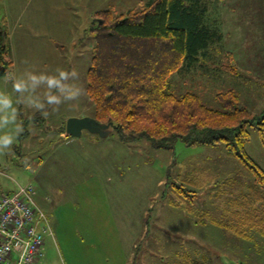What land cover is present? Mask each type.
<instances>
[{
	"label": "rangeland",
	"instance_id": "rangeland-1",
	"mask_svg": "<svg viewBox=\"0 0 264 264\" xmlns=\"http://www.w3.org/2000/svg\"><path fill=\"white\" fill-rule=\"evenodd\" d=\"M141 1L148 0H0V19L10 33L12 71L30 65L50 72L76 69L84 89L78 101L55 112L49 109L46 119L17 105L25 131L0 155V195L13 194L18 184L37 185L36 199L54 233L46 238L40 264H264V239L257 232L250 240L241 239L211 221L224 218V210L252 181L224 144L188 146L179 140L174 149H157L148 139L120 141L116 129L106 137L85 130L75 138L82 145L76 149L79 156L56 130L70 117L94 114L87 74L96 13L120 14ZM211 6L223 23L221 46L227 54L209 50L193 71L185 68L171 75L169 89L176 94L194 91L216 109H224L218 91L233 90L240 106L262 115L264 0H218ZM0 88L12 91L4 76ZM250 133L246 150L264 169V141L256 126ZM64 152L74 153L83 169L75 170L69 161L54 164ZM188 173L199 182L192 212L173 204L179 202L173 184ZM86 215L106 226L91 228L94 239L83 241L79 226ZM111 222L117 224L120 243L111 241L105 229Z\"/></svg>",
	"mask_w": 264,
	"mask_h": 264
},
{
	"label": "trees",
	"instance_id": "trees-1",
	"mask_svg": "<svg viewBox=\"0 0 264 264\" xmlns=\"http://www.w3.org/2000/svg\"><path fill=\"white\" fill-rule=\"evenodd\" d=\"M209 7L207 0H148L120 14L97 12L87 74L92 116L100 122L112 119L122 141L148 139L157 149H174L179 140L188 146L224 144L252 181L224 210V218L211 221L241 239H252L253 232L264 239V169L246 150L251 126L264 141V113L257 116L240 106L233 90L218 91L216 98L224 109H216L194 91L176 94L169 89L171 75L185 68L193 71L201 55L222 49H213L223 35L206 20ZM13 65L10 33L0 19V77ZM56 130L66 132V122ZM193 176L182 175V182L173 184L179 201L173 204L189 212L195 210L194 187H199Z\"/></svg>",
	"mask_w": 264,
	"mask_h": 264
},
{
	"label": "clouds",
	"instance_id": "clouds-1",
	"mask_svg": "<svg viewBox=\"0 0 264 264\" xmlns=\"http://www.w3.org/2000/svg\"><path fill=\"white\" fill-rule=\"evenodd\" d=\"M78 80L79 73L76 69L66 70L60 67L50 72L47 68L39 69L30 65L22 71L7 72L4 82L11 84L12 91L10 93L5 88H0V155L12 149L15 140L25 131L23 123L18 121L17 105L39 112L46 119L49 109L55 112L60 105L79 100L84 89ZM24 163L26 167H31L27 160ZM5 251L6 249H0V255Z\"/></svg>",
	"mask_w": 264,
	"mask_h": 264
},
{
	"label": "built area",
	"instance_id": "built-area-1",
	"mask_svg": "<svg viewBox=\"0 0 264 264\" xmlns=\"http://www.w3.org/2000/svg\"><path fill=\"white\" fill-rule=\"evenodd\" d=\"M33 183L18 184L13 194L0 195V264H35L53 228L36 199Z\"/></svg>",
	"mask_w": 264,
	"mask_h": 264
},
{
	"label": "crops",
	"instance_id": "crops-1",
	"mask_svg": "<svg viewBox=\"0 0 264 264\" xmlns=\"http://www.w3.org/2000/svg\"><path fill=\"white\" fill-rule=\"evenodd\" d=\"M207 1H208V4H209L210 7H209V11L206 14V20H208L210 23L215 24L216 27L220 30V32L223 35L222 41L220 43H217V44H214L213 45V49H215L216 47H219V46L222 45V43L224 41L225 35H224V31H223L224 30L223 29V23L221 22L220 17H218L216 15V12H215L216 9H214L211 6V5H216L218 0H215L214 2L213 1H210V0H207ZM226 52H228V51L225 50L224 47H222V49H220V53L224 54ZM60 136H61L62 139H65L64 141H66V143H65L66 145H68V146L70 145L69 146V149L71 150V148H72L71 151H74V152L78 153V151L76 149H79V147H81L82 145L81 144H78L77 140L75 139L76 137H72L71 138V137L67 136V133L66 132H60ZM119 140L122 141L121 139H119ZM99 141H102V140H96L93 143H100ZM67 155H68V157H67ZM78 155L80 156L81 154L78 153ZM92 155L95 157V160L101 159V157L100 158H97L95 156L96 154H93L92 153ZM76 157L77 156H75L74 153L72 154V153L64 152V154H62V153L61 154H58V157L57 158H54L53 159V162L55 164L56 162H60V161H63V162L69 161L70 163H72L74 165L75 164L77 165L78 163H77ZM87 159L88 160H90V159L91 160H94L92 158V156H90V155L87 157ZM76 165L74 166L75 167V170L78 171V170L83 169V166H81L80 164H78V166H76ZM78 176H80V175H78ZM30 183H33V182H30ZM33 184L36 185L35 183H33ZM16 189H17V187H16ZM36 189H37V185H36ZM86 211L90 212L91 210L90 209H87ZM47 217L49 219L48 214H47ZM92 218H94V217L92 216ZM49 222L51 223L50 219H49ZM105 226H106V223L105 222L94 221L93 219L89 218L86 215L85 218H84V220H83V222L80 223V226H79V228L81 229L82 234L84 236V240L83 241H87V240L94 239L92 233L89 231L91 228L100 230V229H103ZM105 229H108L109 230L108 231V234H110L111 241H115V242L120 243V236H119L118 231H117V224L115 225L113 222L108 223V226ZM53 235H54V233H53ZM42 256H43V253H42L41 257L38 259V261L35 264H40V261H41Z\"/></svg>",
	"mask_w": 264,
	"mask_h": 264
},
{
	"label": "water",
	"instance_id": "water-1",
	"mask_svg": "<svg viewBox=\"0 0 264 264\" xmlns=\"http://www.w3.org/2000/svg\"><path fill=\"white\" fill-rule=\"evenodd\" d=\"M117 125L112 119L100 122L93 116L70 117L66 122V132L72 137H81L85 130L100 137L108 136Z\"/></svg>",
	"mask_w": 264,
	"mask_h": 264
}]
</instances>
